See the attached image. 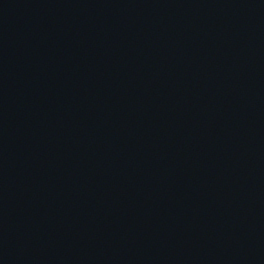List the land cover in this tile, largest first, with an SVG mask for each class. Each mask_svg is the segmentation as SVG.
Here are the masks:
<instances>
[{
	"label": "water",
	"instance_id": "95a60500",
	"mask_svg": "<svg viewBox=\"0 0 264 264\" xmlns=\"http://www.w3.org/2000/svg\"><path fill=\"white\" fill-rule=\"evenodd\" d=\"M0 264H264V0H0Z\"/></svg>",
	"mask_w": 264,
	"mask_h": 264
}]
</instances>
